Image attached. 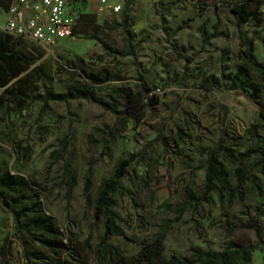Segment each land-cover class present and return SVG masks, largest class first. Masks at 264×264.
Masks as SVG:
<instances>
[{
  "label": "rangeland",
  "instance_id": "1",
  "mask_svg": "<svg viewBox=\"0 0 264 264\" xmlns=\"http://www.w3.org/2000/svg\"><path fill=\"white\" fill-rule=\"evenodd\" d=\"M117 1L122 10L111 13L98 12L96 0H87L75 23V33L53 49L12 38L26 67L17 77L24 80L14 87L33 100L23 107H18V99L0 102V177L9 173L24 181L5 194L28 205L39 198L42 210L24 216L22 221L51 216L61 235L76 242L74 255L89 253L93 259L92 249L103 236V221L93 217L97 191L118 160L135 156V161L143 159L147 176L142 179L129 172L123 180L128 193L117 197L116 208L126 220L129 239L109 236L110 244L123 254H135L144 239L163 233L164 255L185 257L193 248L221 251L231 250L232 242L258 243L251 251L250 264H264L259 244L263 231L259 237L243 226L255 213L264 215V159L260 153L240 156L259 147V141L264 147V118L244 96L242 86L232 81L244 64L243 37L254 40L253 58L264 61V13L238 24L232 11L238 0H133L126 13L129 23L144 19L145 27L132 40L133 55L113 58L103 52L98 40L88 36L97 34L118 48L127 45L126 31L111 30L103 23L105 19L120 21L126 0ZM5 20L4 7L0 6L3 33ZM179 52L192 60L186 62ZM64 64L66 68L61 67ZM72 68L81 75L72 74ZM139 73L167 104L156 119L145 120L130 131L128 139L124 135L114 138L109 144V160L96 162L89 171L113 116L84 99L51 101L43 106L37 97L47 90L65 92L80 79L84 80L81 85L88 84L104 95L105 86L114 81L92 85L89 75L108 74L134 81ZM240 75L244 77L242 72ZM250 75L258 79L253 71ZM212 84L217 87L212 88ZM1 92H6L4 87H0ZM252 124L260 140L253 129L250 131ZM219 140L233 152V160L220 151L216 159L228 174L230 190L237 195L230 198L228 189L223 188L222 200L215 190L207 194L199 190L205 182L206 153ZM62 141L67 142L63 149ZM240 164L258 178L259 186H238L234 172ZM67 170L75 175L70 190ZM87 178L90 185L85 191ZM12 219L9 210L0 209L1 226ZM13 232L9 249L0 248V264H61L71 259L66 253L47 251L27 236L20 240ZM234 262L245 264L239 254Z\"/></svg>",
  "mask_w": 264,
  "mask_h": 264
},
{
  "label": "trees",
  "instance_id": "2",
  "mask_svg": "<svg viewBox=\"0 0 264 264\" xmlns=\"http://www.w3.org/2000/svg\"><path fill=\"white\" fill-rule=\"evenodd\" d=\"M72 6L81 15V9L86 5L87 0H70ZM159 0H154L158 2ZM10 0H0V6L6 9ZM133 0H126L121 14L120 21L108 20L103 21L111 30L120 28L127 32V45L118 48L109 44L105 39L97 34H91L89 38L96 39L100 43L103 52L113 58L125 57L133 55L132 40L136 35L145 27V20L139 19L129 23L127 11ZM122 10V9H121ZM234 17L238 24L249 21L251 18H257L264 13V0H238L232 8ZM85 15V14H84ZM75 26V24H74ZM182 28V27H180ZM131 29V32L128 31ZM75 33L73 27L72 35ZM12 38L23 40L22 38L15 37L0 31V87H4L6 92L0 93V102L7 98L9 100L18 99V107H23L33 100L32 97L27 95L23 90L14 87V83H21L24 79L17 78L26 67L20 61L23 60V53L13 47ZM26 40V39H25ZM245 46L243 50L244 64L239 67V72L234 74L232 81L242 86L244 96L254 103L264 118V61H257L253 58L254 40L252 38H242ZM264 49V41H263ZM180 56L186 62H190L192 57L188 54L180 53ZM30 64V63H29ZM66 68L64 64L61 66ZM72 74L80 76L81 73L75 68L71 70ZM253 71L258 78L254 79L250 75ZM243 73L244 77L240 75ZM27 77V76H26ZM25 77V78H26ZM17 78V79H15ZM90 84L106 83L113 80L112 85L105 86L104 95H98L88 84H82L84 80L80 79L78 85L72 87L65 92H51L46 91L45 94L37 97L43 100V106L48 102H61L67 103L73 99H84L86 101L96 103L104 110L108 111L114 118L112 126L106 133L102 142L101 152L97 158L89 163V171L92 166L102 160L107 162L109 160V144L119 135H124L126 139L129 138V132L135 131L138 126L145 120H154L161 112L167 100L164 96H160L155 90L156 87L149 84L142 74H138L136 80L131 81L128 78L121 76L98 74L89 75ZM116 78V79H114ZM15 79V80H14ZM219 85H223V80L218 81ZM212 88L217 87V84H212ZM202 88H205L202 86ZM35 98V99H37ZM254 124L251 125L250 131L254 134L257 132L254 129ZM257 140L260 136L256 133ZM259 147L250 148L240 153L241 157H249L252 154L260 153L264 159L263 143L259 141ZM67 146L66 141L61 142L62 149ZM146 146H144L145 149ZM222 152L223 155L233 160V152L230 147L223 145L219 140L214 149L207 151L206 156V170L205 182L199 190L207 194L210 191H217L220 199H223V188L228 189L229 197L237 195L230 190V183L228 174L222 164L216 159V152ZM135 156H129L118 160L111 174L103 181L102 185L97 191L93 204V217L96 220L103 221V236L101 240L92 249L93 259L89 253L76 254L74 250L76 242L72 237H63L58 229L55 227L54 219L51 216L44 217H31L28 221L23 222L22 218L36 210H42V204L37 198L31 205L22 203V200L15 197H7L5 192L14 190L15 188L24 185L22 179H18L13 174H6L0 177V209L4 208L13 214V219L8 220L5 226L0 225V248L8 250L11 240V230L13 236L25 240L23 237L27 236V240L39 244L47 251L54 254L66 253L71 259H67L61 264H236L234 256L240 255V258L245 264L251 262V251L257 246L258 243L242 245L240 243L232 242L231 250L224 249L221 251H203L199 248H193L191 253L185 257H180L171 254L166 257L163 253L164 250V234L146 238L143 240L139 251L135 254L126 255L121 253L117 247L110 244L108 241L109 236H123L126 239L129 237L125 232V218L117 210L116 199L119 196L127 195L128 189L123 180L127 177L129 172L138 175L142 179L147 176V166L142 158L135 161ZM235 177L238 186L244 183L259 186V180L255 175H251L245 169V166L240 164L235 169ZM75 182V175L71 170H67V184L70 190ZM89 178L86 179L84 190L86 191L90 185ZM234 190V189H232ZM232 196V197H231ZM255 218L251 221H246L243 226L253 229L260 237V231H263V236L259 239V244L264 251V215L255 213ZM263 224L260 225V222ZM26 259L29 257L26 253Z\"/></svg>",
  "mask_w": 264,
  "mask_h": 264
},
{
  "label": "built area",
  "instance_id": "3",
  "mask_svg": "<svg viewBox=\"0 0 264 264\" xmlns=\"http://www.w3.org/2000/svg\"><path fill=\"white\" fill-rule=\"evenodd\" d=\"M117 0H96L98 12L118 13ZM2 29L15 37L33 41L44 49H53L62 39L71 36L77 11L70 0H10Z\"/></svg>",
  "mask_w": 264,
  "mask_h": 264
}]
</instances>
